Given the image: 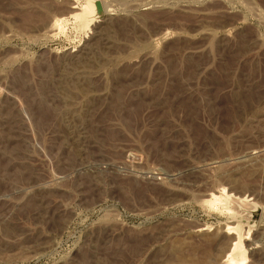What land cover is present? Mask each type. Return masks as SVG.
I'll use <instances>...</instances> for the list:
<instances>
[{
	"label": "rangeland",
	"instance_id": "374dc122",
	"mask_svg": "<svg viewBox=\"0 0 264 264\" xmlns=\"http://www.w3.org/2000/svg\"><path fill=\"white\" fill-rule=\"evenodd\" d=\"M84 1L0 0V264H231L225 189L264 264V0Z\"/></svg>",
	"mask_w": 264,
	"mask_h": 264
},
{
	"label": "bare ground",
	"instance_id": "6f19581e",
	"mask_svg": "<svg viewBox=\"0 0 264 264\" xmlns=\"http://www.w3.org/2000/svg\"><path fill=\"white\" fill-rule=\"evenodd\" d=\"M96 1L97 0H85L82 4L79 5V7L74 6L75 9L71 8L74 9L70 12L71 16L76 21L82 23L84 28H87L89 24L92 21L96 20L97 17L101 14V11H99L100 9L98 10V8L96 7ZM214 200L216 201L217 205H219L221 209L224 208L226 212L232 215L235 213H239V215H242V220L245 222V224L240 221L238 222L247 226V229H244V232L239 223L230 226L227 225L228 227H226V230L234 235L232 244L229 248V252L227 253V258L229 260L228 262H230L231 264L243 263L246 259L244 240L249 237L252 228V219L250 216L254 211V203L244 195L242 197H239L237 195L229 193L228 191L226 192V189L225 192H221L220 195L215 196Z\"/></svg>",
	"mask_w": 264,
	"mask_h": 264
},
{
	"label": "water",
	"instance_id": "95a60500",
	"mask_svg": "<svg viewBox=\"0 0 264 264\" xmlns=\"http://www.w3.org/2000/svg\"><path fill=\"white\" fill-rule=\"evenodd\" d=\"M96 7L98 8V10H99V5H98V3L96 2Z\"/></svg>",
	"mask_w": 264,
	"mask_h": 264
}]
</instances>
